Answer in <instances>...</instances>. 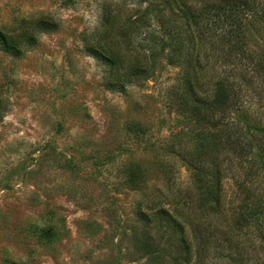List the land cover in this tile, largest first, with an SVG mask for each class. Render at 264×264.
Returning a JSON list of instances; mask_svg holds the SVG:
<instances>
[{
	"label": "rangeland",
	"instance_id": "1",
	"mask_svg": "<svg viewBox=\"0 0 264 264\" xmlns=\"http://www.w3.org/2000/svg\"><path fill=\"white\" fill-rule=\"evenodd\" d=\"M137 4L0 0V29L15 40L36 18L57 23L22 55L0 41V264H151L141 245L155 232L140 210L191 179L171 149L186 122L172 100L179 71L160 58L153 77L111 90L85 49L105 6Z\"/></svg>",
	"mask_w": 264,
	"mask_h": 264
},
{
	"label": "trees",
	"instance_id": "2",
	"mask_svg": "<svg viewBox=\"0 0 264 264\" xmlns=\"http://www.w3.org/2000/svg\"><path fill=\"white\" fill-rule=\"evenodd\" d=\"M137 5L105 6L85 49L106 68L111 90L126 92L153 77L160 58L179 71L172 100L186 122L171 149L191 179L185 190L140 210L155 232L141 247L151 264H264V0ZM56 27L36 18L30 33L23 29L26 42L0 29L3 50L22 55L39 33ZM193 137L198 143L191 147ZM220 217L228 220L224 227Z\"/></svg>",
	"mask_w": 264,
	"mask_h": 264
}]
</instances>
